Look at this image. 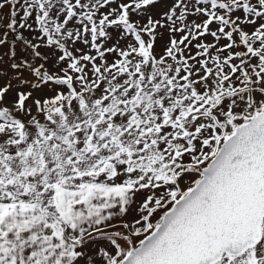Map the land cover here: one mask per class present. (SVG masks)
I'll list each match as a JSON object with an SVG mask.
<instances>
[{
	"label": "snow or ice",
	"instance_id": "obj_1",
	"mask_svg": "<svg viewBox=\"0 0 264 264\" xmlns=\"http://www.w3.org/2000/svg\"><path fill=\"white\" fill-rule=\"evenodd\" d=\"M0 264H264V0H0Z\"/></svg>",
	"mask_w": 264,
	"mask_h": 264
}]
</instances>
